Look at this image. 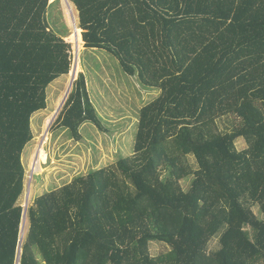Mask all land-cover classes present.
Masks as SVG:
<instances>
[{
    "label": "trees",
    "instance_id": "obj_1",
    "mask_svg": "<svg viewBox=\"0 0 264 264\" xmlns=\"http://www.w3.org/2000/svg\"><path fill=\"white\" fill-rule=\"evenodd\" d=\"M68 1L81 45L159 92L130 155L27 206L19 264H264V0ZM57 4L0 0V264L17 260L31 117L72 66ZM85 122L106 131L81 71L50 130L79 141Z\"/></svg>",
    "mask_w": 264,
    "mask_h": 264
},
{
    "label": "rangeland",
    "instance_id": "obj_2",
    "mask_svg": "<svg viewBox=\"0 0 264 264\" xmlns=\"http://www.w3.org/2000/svg\"><path fill=\"white\" fill-rule=\"evenodd\" d=\"M74 14L76 17L75 10ZM68 17L69 13L63 1L59 0V4L49 15V20L52 27L59 26L61 23L67 26L71 32L67 39L72 44V26ZM72 53L73 66V44ZM78 56L79 61L77 59L74 77L76 78L81 71L84 73L90 99L106 131L102 132L92 123L85 122L80 127L81 139L74 141L65 128L50 130L58 112L46 132L44 140L45 119L55 110L67 85L69 73L55 79L46 89V108L35 112L31 117L33 139L26 144L21 157L25 169V187L19 199V203L22 205L27 203L29 206L32 200L41 193L53 190L76 176L85 175L94 169L130 155L133 151L139 109L158 94V89L144 86L136 76L126 74L118 60L103 49L85 48L80 42ZM233 123L231 116L223 117L217 121L221 131H231ZM42 140H44L43 143ZM40 143L47 153V161L46 163H35L32 168V158L37 144ZM235 144L238 149L245 146L242 138H238ZM190 161L192 162L193 159L190 158ZM189 181L190 179L182 180L184 188H187ZM27 224L26 219L22 227L24 234ZM215 246L216 241L213 240L210 243V248ZM166 250L167 246L163 243L156 241L150 243L151 255H157Z\"/></svg>",
    "mask_w": 264,
    "mask_h": 264
},
{
    "label": "bare ground",
    "instance_id": "obj_3",
    "mask_svg": "<svg viewBox=\"0 0 264 264\" xmlns=\"http://www.w3.org/2000/svg\"><path fill=\"white\" fill-rule=\"evenodd\" d=\"M62 1H63L64 5L66 7L67 12L69 13V17L68 18H70V22H71L70 25L72 26L71 42H72L73 48H74V63H73L71 71L69 72V79H68V83L66 85V88H65L63 94L61 95L60 99L58 100L55 110L46 119V122H45V125H44V130H43L44 140L46 138L47 128H49L51 123L53 122V120H54V118H55V116L57 114V111L62 106L63 101L65 100V97L67 95V92L70 89V82H71V79H73L75 71H76L77 59H78V49H79V45H80L79 28L76 25V17H75V14H74V10H73L72 4L68 0H62ZM44 140H42L41 142L43 143ZM37 145L38 146L36 148L35 154H34V156L32 158V163H31V167L32 168H33V165H35V163H38V162L44 163V162H46V158H47L46 157V153H45V151H44V149L42 147V144L40 143V144H37ZM28 192H30V191H28ZM25 220H26V218L24 219V222H25ZM23 235H24V232H23Z\"/></svg>",
    "mask_w": 264,
    "mask_h": 264
},
{
    "label": "water",
    "instance_id": "obj_4",
    "mask_svg": "<svg viewBox=\"0 0 264 264\" xmlns=\"http://www.w3.org/2000/svg\"><path fill=\"white\" fill-rule=\"evenodd\" d=\"M75 79V77L73 79H71V82H70V89L69 91L67 92V95L65 97V100L63 101V104L62 106L64 105L67 97H68V94L71 90V87H72V82L73 80ZM62 106L60 107V109L57 111V113L61 110ZM49 128H47V131H48ZM46 131V132H47ZM24 207V210H23V218H22V223H21V227H20V243H19V247H18V255H17V260H16V264H19V256H20V253H21V243H22V239H23V231H22V227H23V222H24V219L26 218V212H27V203H25V205H23Z\"/></svg>",
    "mask_w": 264,
    "mask_h": 264
},
{
    "label": "crops",
    "instance_id": "obj_5",
    "mask_svg": "<svg viewBox=\"0 0 264 264\" xmlns=\"http://www.w3.org/2000/svg\"><path fill=\"white\" fill-rule=\"evenodd\" d=\"M159 92V91H158ZM156 93H157V91H156Z\"/></svg>",
    "mask_w": 264,
    "mask_h": 264
}]
</instances>
